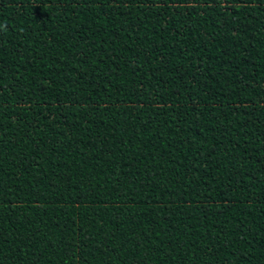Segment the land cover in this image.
<instances>
[{"label": "trees", "instance_id": "trees-1", "mask_svg": "<svg viewBox=\"0 0 264 264\" xmlns=\"http://www.w3.org/2000/svg\"><path fill=\"white\" fill-rule=\"evenodd\" d=\"M0 264H264V0H0Z\"/></svg>", "mask_w": 264, "mask_h": 264}]
</instances>
